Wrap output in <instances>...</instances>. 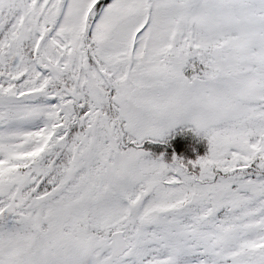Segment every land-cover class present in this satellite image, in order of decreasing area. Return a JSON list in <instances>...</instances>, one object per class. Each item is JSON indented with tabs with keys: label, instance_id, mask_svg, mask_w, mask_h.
Masks as SVG:
<instances>
[{
	"label": "snow or ice",
	"instance_id": "6c2138e0",
	"mask_svg": "<svg viewBox=\"0 0 264 264\" xmlns=\"http://www.w3.org/2000/svg\"><path fill=\"white\" fill-rule=\"evenodd\" d=\"M0 264H264V0H0Z\"/></svg>",
	"mask_w": 264,
	"mask_h": 264
},
{
	"label": "flooded vegetation",
	"instance_id": "af4514ba",
	"mask_svg": "<svg viewBox=\"0 0 264 264\" xmlns=\"http://www.w3.org/2000/svg\"><path fill=\"white\" fill-rule=\"evenodd\" d=\"M182 130V131H181ZM186 135H188L187 138ZM170 139L166 144H152L149 141H145L143 148L145 150L151 151L155 155H159L161 152L165 153V160L168 161L171 159L172 154L174 153L178 158L184 159H195L197 155H200V149L203 148L206 151V141H203L195 135L194 132L190 129H185L183 126L177 127V130L174 133L170 134ZM191 137V138H190ZM151 145L152 148H148ZM195 145V150L193 149ZM193 149V153H184L186 149Z\"/></svg>",
	"mask_w": 264,
	"mask_h": 264
},
{
	"label": "trees",
	"instance_id": "16d2710c",
	"mask_svg": "<svg viewBox=\"0 0 264 264\" xmlns=\"http://www.w3.org/2000/svg\"><path fill=\"white\" fill-rule=\"evenodd\" d=\"M190 128H191L190 126H186V127H185V129H190ZM187 136H188V135H186V137H187ZM187 138H189V137H187ZM190 138H191V137H190ZM148 148H152V146L149 145ZM193 152H194V151H192V150L189 149V148H187L186 151H184V153H193ZM204 153H205V150H204L203 148H201L199 154H200V155H201V154L203 155Z\"/></svg>",
	"mask_w": 264,
	"mask_h": 264
},
{
	"label": "rangeland",
	"instance_id": "374dc122",
	"mask_svg": "<svg viewBox=\"0 0 264 264\" xmlns=\"http://www.w3.org/2000/svg\"><path fill=\"white\" fill-rule=\"evenodd\" d=\"M181 126H183V127L185 128L186 126H189V125H179V127H181ZM177 127H178V126H177ZM190 127H191V126H190ZM191 150L194 151L195 149H194V150L191 149ZM196 150H197V149H196ZM196 150H195V151H196ZM155 154H156V152H155ZM201 155H202V154H201Z\"/></svg>",
	"mask_w": 264,
	"mask_h": 264
}]
</instances>
